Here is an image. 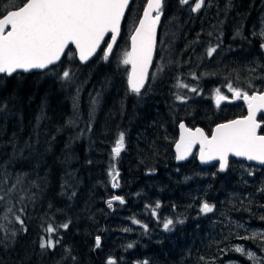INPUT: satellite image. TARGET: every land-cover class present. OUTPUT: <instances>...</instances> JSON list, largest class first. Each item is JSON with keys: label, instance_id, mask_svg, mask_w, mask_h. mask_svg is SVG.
Wrapping results in <instances>:
<instances>
[{"label": "trees", "instance_id": "16d2710c", "mask_svg": "<svg viewBox=\"0 0 264 264\" xmlns=\"http://www.w3.org/2000/svg\"><path fill=\"white\" fill-rule=\"evenodd\" d=\"M22 2L16 0L18 6ZM207 3L212 8L192 13L180 0H165L153 68L140 95L129 90V65L114 57L118 49L128 53L147 0L132 4L121 39L106 60L100 52L84 66L70 49L58 67L44 73L0 76V264L221 260L220 251L231 242V227L221 224L218 208L227 216L235 205L249 209L241 198L264 189V174L247 165L240 173L236 161L223 175L215 166L201 168L195 159L176 165L174 146L181 122L210 135L216 125L245 115L242 106L217 110L199 103L206 88L231 84L242 90L243 82L248 94L264 90V68L258 66L264 62V43L257 32L264 0ZM9 4L10 0H0V17ZM164 41L171 49L170 59L159 66ZM210 48L216 49L211 56ZM64 71L70 73L69 79L62 78ZM158 71L162 74L156 78ZM176 78L196 89L190 103L174 100ZM151 85L153 91L147 94ZM120 133L126 154L114 157ZM149 177L159 181L160 189L147 183ZM118 180L123 193L126 187L128 193L132 186L134 192L141 187L143 193L157 195L156 202L186 207L176 220L180 226L163 243L142 240L133 248L116 249L110 237L117 219L108 204L118 195ZM146 200L144 195L130 197L127 205L141 207ZM200 203L214 206L213 211L197 212ZM65 224L67 228L62 227ZM49 226L54 233L47 231ZM45 240H52L55 247L41 248Z\"/></svg>", "mask_w": 264, "mask_h": 264}, {"label": "snow or ice", "instance_id": "6c2138e0", "mask_svg": "<svg viewBox=\"0 0 264 264\" xmlns=\"http://www.w3.org/2000/svg\"><path fill=\"white\" fill-rule=\"evenodd\" d=\"M130 2L131 0H23L18 6L16 0H10L7 10L0 17V74L12 76L17 70L28 72L34 69H48L66 55L65 49L70 44L78 50L80 60L86 62L96 54L105 35L113 33L110 37L111 43H107L105 49L101 51V56L106 60L112 53L121 19ZM180 2L190 5L193 12L199 11L205 5V0H195L194 4H190V0ZM161 8L162 0H147L144 18L132 36V51L127 53L122 61L124 65H131L128 83L131 92L137 95L141 94L147 79L155 28L162 14ZM153 12L156 13L155 16L152 15ZM260 36L264 37V31ZM261 47H264V44H261ZM215 51V48H210L208 55L211 56ZM62 78L69 79L70 73L64 71ZM228 88L237 99L243 98L248 103V117L218 125L211 138L205 135L202 129L197 128L193 131L181 124L180 128L183 131L177 144V159H186L193 145L199 143L201 161L219 160L221 170L228 167L230 153L264 164V135H257V128L260 125L256 121V113L264 111V94L249 96L247 92L242 93L231 84ZM192 91L196 89L193 88ZM216 91L217 105L228 99L220 94L219 89ZM124 141V133H120L112 149L114 157H119L124 150ZM17 183H20L19 177ZM114 199L120 203L124 202L119 196ZM213 207L204 203L201 211L210 213ZM19 222L23 224L22 220ZM172 224V220H167L164 228L171 230L169 226ZM62 227L67 228L68 225ZM47 231L54 233L55 229L49 226ZM257 235L262 238L264 247V233H254L253 238ZM96 246H100L99 237L96 238ZM54 247L55 243L52 240L41 243V248ZM235 251L247 255L253 264H264V260L254 253L245 252L243 247L237 246ZM109 264H115V261H110Z\"/></svg>", "mask_w": 264, "mask_h": 264}, {"label": "rangeland", "instance_id": "374dc122", "mask_svg": "<svg viewBox=\"0 0 264 264\" xmlns=\"http://www.w3.org/2000/svg\"><path fill=\"white\" fill-rule=\"evenodd\" d=\"M194 2L195 0H190V4H194ZM183 6L186 8L188 12H192V13H199L200 11L202 12L203 10L206 11L207 9L212 8L211 5L207 3V0H205V5L199 11H196V12H193L191 10L190 5L183 4ZM133 23L134 22L131 21L129 25ZM262 31H264V3L261 6L260 13H259V21H258V28H257V32L259 36ZM261 39L264 43V37H261ZM161 49H162V58L159 60V66H162L167 63V61L170 59V53H171V49L167 48L166 41L162 43ZM262 53L264 55V47L262 48ZM126 54L123 53L122 49L120 50L118 49L117 52L115 53L114 58H117V59L121 58L123 61ZM242 55L244 56L243 52H242ZM258 66L264 68V62H259ZM156 74H157L156 78H158L161 76L162 72L158 71ZM184 85L185 84L182 82L180 78H176L174 84L172 85L171 91L174 94L175 101L184 102L185 104H188L191 102L190 96L195 91L190 90L189 88L190 86L184 87ZM228 85L229 84H224L223 86L216 88V89L208 86L210 89L206 88L205 91H202L204 93H202L200 97H198V102L199 103L203 102L204 105L207 104V105L212 106L213 108L215 106V101L217 99V91H216L217 89H219V92L221 95L226 96L228 98L234 95L232 91H229ZM240 85H242L241 92L243 93L245 91L246 84L243 82H240ZM152 91H153V85H151L149 92L147 94H151ZM220 109L217 108V110H220ZM107 117L109 118V116ZM136 120L137 118H135L134 120H131L130 124L133 125ZM124 142L126 145V140ZM123 151L125 152V149ZM242 172L243 171L240 168V173ZM152 174L153 173H149L150 176H153ZM150 178H153V177H149L146 180L147 183L151 184L152 182H154L155 186L159 188L160 187L159 181H156L155 179H150ZM117 186L119 187L122 186L120 183V180L117 181ZM119 187H117V191H116L118 195L112 196L110 198L111 207H109V204H108L109 209L112 210L111 213L116 214V219H117L116 222H114L112 226V230L115 232V234H113L110 237L116 249L133 248L137 244H139L142 240H143L142 242L151 241L152 243L161 244L163 243L164 239L167 237L168 234L174 233L175 231L174 229L180 226L176 222V220L177 219L179 221L181 220V218H179L180 213H183V214L186 213V207H184L183 205H180V208L179 207H169L167 205H164L161 202H158V201L156 202L154 198H156L157 195L155 194L152 195V191L143 193L141 191V187L137 188V190L134 192L133 186H132L131 187L132 192L130 193H128L127 187L125 188L124 193L122 192V187L121 189ZM263 191H264L263 188L259 189V191L257 192L258 193L257 195L246 193L247 200L244 201L245 202L244 203L243 200H245L246 197H242L241 202L243 203V205H247V206L258 205L257 198L258 196L263 195L264 193ZM142 195H144V197L147 199L146 203H144L143 206L129 207L127 205V201L130 197L133 198V197H138ZM116 196L121 197L124 202L120 203L119 200L114 199V197ZM140 200H142V198H140ZM157 205H159V207H157ZM202 206L203 204L200 203L199 205L195 207V209L197 212L205 215V213L201 211ZM240 211H246V210L242 209ZM262 217L263 218L257 217L255 219L257 226L252 227V223H248L243 228V225H241L243 229H242V232L237 235L238 236L237 242L235 244H231L226 247L225 252H223V254L221 255V257H223L221 260L215 261V263H210V264H245V263L253 264V261L250 260L247 255L235 251V248L237 246L243 247L245 249V252L254 253L255 256L264 260V247H262V238L259 235L253 238L254 233H264V222L262 224V219L264 221V214H262ZM152 218H154L156 222L158 221L159 226L153 223ZM167 220L173 221V224L169 226L171 230H166L164 228V223H166ZM241 237H247V239H241ZM129 245H131V247H129ZM233 254H236L235 258H229V257L224 258L226 256L232 257Z\"/></svg>", "mask_w": 264, "mask_h": 264}, {"label": "water", "instance_id": "95a60500", "mask_svg": "<svg viewBox=\"0 0 264 264\" xmlns=\"http://www.w3.org/2000/svg\"><path fill=\"white\" fill-rule=\"evenodd\" d=\"M133 1H134V0H131V2H130V4H129L128 8L125 10L124 17L121 19L120 26H119V32H118V34H116V42H115V44H113V46H112V53H113V51L115 50V48H116L118 42H119L120 39H121V36H122V28H123V25H124L125 19H126V17H127L128 11H129V9H130V7H131ZM163 3H164V0H162V7H163ZM146 8H147V5H146L144 11L146 10ZM161 9H162V8H161ZM144 11H143V13H142V16H141L140 21L144 18ZM152 15L155 16L156 13L153 12ZM162 19H163V14L160 15V20H159V22L156 24V28H155V36H154V43H153L152 60H151V63L149 64V67H148V69H147V79H146V81H145L144 88L141 89V93L144 91V89H145V87H146V85H147V83H148L149 75H150V72H151L152 67H153V62H154V58H155L156 50H157L158 35H159V30H160V27H161ZM140 21H139V22H140ZM138 27H139V23H138V25L136 26L134 32H133L132 35H131V38H130V49H129V53L132 51V36L135 35V31H136V29H137ZM112 35H113V33H108V34L105 35L104 40L101 42L100 48L97 49L96 54L93 55L91 58H89V60L86 61V62L80 60V58H79V52H78L77 49H75V46H74V45H71V44H70V45L68 46V48L65 49V53L67 54V52H68L70 49H73V50L75 51L76 58H77L78 62H79L81 65H84V66H85V65H88L89 63H91L92 61H94V60L96 59V57L98 56V54L100 53V51L103 49L105 42L107 41V39H110V37H111ZM109 43H111V39H110ZM112 53H110L108 57H110V56L112 55ZM65 56H66V55L62 56L61 59H60V61H58L55 65L49 66L48 69H42V70H41V69H34V70H31V71H28V72H24L23 70H17V72L13 73L12 76H7V75H5V74H0V76H6V77H8V78H11V77H14V76H16V75H18V74H35V73H44V72H46V71H48V70H50V69H52V68L58 67V66L62 63V61L64 60ZM130 74H131V65H130L129 76H130ZM128 80H129V77H128ZM128 87H129V90H130L129 83H128ZM130 91H131V90H130ZM261 94H264V91H263L262 93H255V94H253V95H261ZM249 96H252V95H249ZM225 103L243 104V105L245 106V108H246V112H247L246 117H244V118H237V119H234V120H243V119H245V118L248 117V115H249L248 103H247L243 98L237 99L236 96L233 95V97H231L230 99L222 100V101L220 102L219 105H217V99H216V101H215V104H216L217 107H221V106L224 105ZM260 117H264V111H258V112L256 113V121H257V123L260 125V126L257 128V135H262V134H261V129L263 128V124L259 121ZM234 120H231V121H234ZM229 122H230V121H228V122H224V123H220V124H218V125L226 124V123H229ZM181 124H184L186 128L192 129V128L188 127L187 124H186L185 122L180 123L179 126H178L179 135H178V140H177V142H176V144H175V146H174V155H175V163H176V165H184V164L189 163V162L193 159L194 155L197 153L196 161L198 162V164L200 165V167H202V168H211V167H213V166H215V165L218 164V165H219V170H218L219 173H220V174H225V173L227 172L228 167H227L226 169H224V170H221V169H220V163H221V162H220L219 160H211V161H208V162H202V161H201V158H200V149H201V145H200L199 143L193 145V147H192V149H191V152H190V154L187 156L186 159H184V160H179V159H177V156H178V152H177V144H178V143L180 142V140H181V135H182V131H183V130L180 128V125H181ZM218 125H217V126H218ZM217 126L214 127L211 136H212L213 134H215V129H216ZM198 128H199V129H202L203 132H204V134L207 135L209 138H211V136H209L203 128H201V127H198ZM195 129H197V128H195ZM195 129H192V130L195 131ZM231 159L236 160L237 162H244V163H246L247 165H252V166H256V167H264V164H260L258 161H254V160H253V161H249L248 159H246V158L243 157V156H235V155H233V154L230 153L229 156H228V162H230ZM228 166H229V163H228Z\"/></svg>", "mask_w": 264, "mask_h": 264}, {"label": "flooded vegetation", "instance_id": "af4514ba", "mask_svg": "<svg viewBox=\"0 0 264 264\" xmlns=\"http://www.w3.org/2000/svg\"><path fill=\"white\" fill-rule=\"evenodd\" d=\"M231 98V97H230ZM229 99V98H228ZM229 107V106H242L245 110V115L242 117L246 116V108L243 104H233V103H225L224 105H222V107ZM260 122H262L264 124V118H260L259 120ZM188 127H190L189 125H187ZM233 160L230 161L229 164H231ZM234 162H232L233 164ZM237 163V162H236ZM239 166L238 168H246L244 163H237ZM248 167H251L250 170H254L255 172H257L256 174L259 175V173L264 174V167H256V166H252V165H247ZM215 167H217V169H219V165H216ZM230 168V165L228 167V169ZM227 169V171H228ZM262 171V172H259ZM226 174V173H225ZM264 192V191H263ZM258 200V205H251L249 206V209H246V211H240L239 210V206L235 205L234 209H233V213H231L229 216L226 215V213H224L222 211V209L218 208V216L219 219L221 221V224L225 225V224H230L231 227V234H230V239L231 242L229 245L231 244H235L237 242V238H238V234H240L242 232V229L245 227L246 224L248 223H252V227L257 226L255 219L257 217H262V214H264V193L261 196H258L257 198ZM259 212V213H258ZM263 219H262V224H263ZM243 225V228L242 226ZM228 245V246H229ZM226 247H224L221 251H220V259H222L223 257H221V255L223 254V252H225ZM236 254H233L232 257L231 256H226L224 258H235ZM248 264V263H245ZM251 264V263H250Z\"/></svg>", "mask_w": 264, "mask_h": 264}, {"label": "bare ground", "instance_id": "6f19581e", "mask_svg": "<svg viewBox=\"0 0 264 264\" xmlns=\"http://www.w3.org/2000/svg\"><path fill=\"white\" fill-rule=\"evenodd\" d=\"M223 175V174H222Z\"/></svg>", "mask_w": 264, "mask_h": 264}]
</instances>
